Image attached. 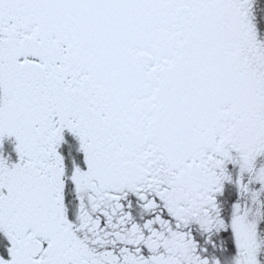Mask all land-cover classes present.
I'll list each match as a JSON object with an SVG mask.
<instances>
[{
  "label": "snow or ice",
  "instance_id": "6c2138e0",
  "mask_svg": "<svg viewBox=\"0 0 264 264\" xmlns=\"http://www.w3.org/2000/svg\"><path fill=\"white\" fill-rule=\"evenodd\" d=\"M0 264H264V0H0Z\"/></svg>",
  "mask_w": 264,
  "mask_h": 264
}]
</instances>
